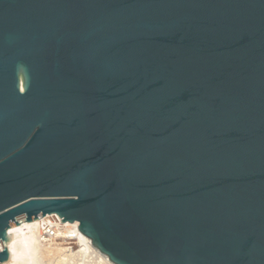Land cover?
<instances>
[{"label":"water","instance_id":"1","mask_svg":"<svg viewBox=\"0 0 264 264\" xmlns=\"http://www.w3.org/2000/svg\"><path fill=\"white\" fill-rule=\"evenodd\" d=\"M47 214L113 264H264V0H0V264Z\"/></svg>","mask_w":264,"mask_h":264},{"label":"bare ground","instance_id":"2","mask_svg":"<svg viewBox=\"0 0 264 264\" xmlns=\"http://www.w3.org/2000/svg\"><path fill=\"white\" fill-rule=\"evenodd\" d=\"M51 223L52 236L43 234ZM9 258L2 264H113L78 229L77 221H60L55 214L42 215L8 228Z\"/></svg>","mask_w":264,"mask_h":264},{"label":"built area","instance_id":"3","mask_svg":"<svg viewBox=\"0 0 264 264\" xmlns=\"http://www.w3.org/2000/svg\"><path fill=\"white\" fill-rule=\"evenodd\" d=\"M53 226L51 223H49L44 229H43V234L46 236H52L53 234Z\"/></svg>","mask_w":264,"mask_h":264}]
</instances>
